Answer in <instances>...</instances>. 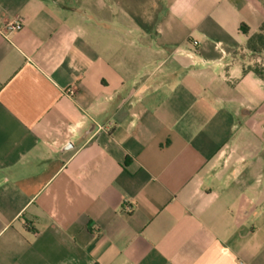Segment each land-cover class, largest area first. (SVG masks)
I'll use <instances>...</instances> for the list:
<instances>
[{
  "label": "crops",
  "instance_id": "0c3cea01",
  "mask_svg": "<svg viewBox=\"0 0 264 264\" xmlns=\"http://www.w3.org/2000/svg\"><path fill=\"white\" fill-rule=\"evenodd\" d=\"M0 264H264V0H0ZM248 27L245 34L241 26Z\"/></svg>",
  "mask_w": 264,
  "mask_h": 264
},
{
  "label": "trees",
  "instance_id": "16d2710c",
  "mask_svg": "<svg viewBox=\"0 0 264 264\" xmlns=\"http://www.w3.org/2000/svg\"><path fill=\"white\" fill-rule=\"evenodd\" d=\"M241 30L247 34L249 32L248 27L245 25L241 26ZM247 47L249 50H251L253 53L256 54H264V23L261 27V30L258 34L252 36L247 43ZM251 70H253L261 79L264 80V64L257 63L254 66L251 67Z\"/></svg>",
  "mask_w": 264,
  "mask_h": 264
},
{
  "label": "built area",
  "instance_id": "2783aa9c",
  "mask_svg": "<svg viewBox=\"0 0 264 264\" xmlns=\"http://www.w3.org/2000/svg\"><path fill=\"white\" fill-rule=\"evenodd\" d=\"M21 26H22V20L17 19L16 21L0 25V32L3 35L7 36L9 32L18 30L21 28Z\"/></svg>",
  "mask_w": 264,
  "mask_h": 264
}]
</instances>
